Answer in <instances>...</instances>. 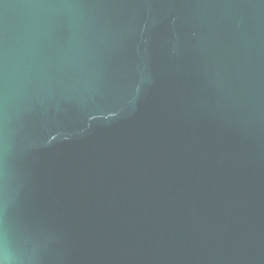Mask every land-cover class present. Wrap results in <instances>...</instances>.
<instances>
[{"label": "water", "instance_id": "95a60500", "mask_svg": "<svg viewBox=\"0 0 264 264\" xmlns=\"http://www.w3.org/2000/svg\"><path fill=\"white\" fill-rule=\"evenodd\" d=\"M5 264H264V0H0Z\"/></svg>", "mask_w": 264, "mask_h": 264}, {"label": "clouds", "instance_id": "9594fccd", "mask_svg": "<svg viewBox=\"0 0 264 264\" xmlns=\"http://www.w3.org/2000/svg\"><path fill=\"white\" fill-rule=\"evenodd\" d=\"M0 264H5V262L2 259H0Z\"/></svg>", "mask_w": 264, "mask_h": 264}]
</instances>
